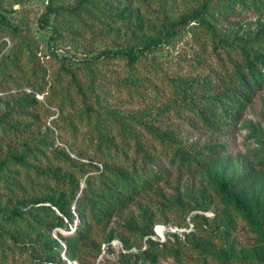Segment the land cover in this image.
I'll return each mask as SVG.
<instances>
[{
  "label": "rangeland",
  "instance_id": "374dc122",
  "mask_svg": "<svg viewBox=\"0 0 264 264\" xmlns=\"http://www.w3.org/2000/svg\"><path fill=\"white\" fill-rule=\"evenodd\" d=\"M202 5L214 38L190 20L163 39ZM48 7L57 10L45 25ZM261 24L250 0H0V264H264V82L220 134L171 91L175 81L207 77L211 96L244 93L216 81L226 71L213 46L224 55ZM158 39L133 64L106 54ZM146 127L219 154L183 175L151 158L130 196L114 195L109 173L121 163L111 151L130 147L128 134L151 143ZM20 154L26 168L14 160ZM222 179L244 211L221 194ZM99 183L113 193L95 194L87 212Z\"/></svg>",
  "mask_w": 264,
  "mask_h": 264
},
{
  "label": "trees",
  "instance_id": "16d2710c",
  "mask_svg": "<svg viewBox=\"0 0 264 264\" xmlns=\"http://www.w3.org/2000/svg\"><path fill=\"white\" fill-rule=\"evenodd\" d=\"M208 7L202 5L193 13L186 17H182L175 23H171L164 31L163 39H171L177 36L179 31L187 25L190 20H199L196 26L208 37H215L214 31L210 28L209 23L205 24L204 19L208 17ZM57 9L47 8L46 13L41 18V21L46 25L51 12ZM250 11L255 16H264V0H250ZM206 30V31H203ZM161 39L152 40L146 47L142 49H128L125 51H108L106 54L111 56L125 57L129 64H133L138 60V57L144 54V50L153 49L160 46ZM219 43L224 46L222 41ZM226 49L230 48L224 55L222 54V47L214 44V51H219V56L224 60L225 74L221 78H216V81L221 85L231 84L237 86L244 93H239L236 97L235 93H228L227 91L221 92L215 96H211L214 85L209 79L191 80L188 79L178 80L174 82L172 88L175 104L187 112H190L192 117L206 131L216 134L222 133L224 127L227 126V121H234L239 118L240 112L246 103V94L251 92L253 86H257L264 82V24L256 28L254 36L242 42H235L231 46H224ZM229 75H228V74ZM208 76L209 75H205ZM7 116V114H4ZM28 115L25 114V118ZM4 119V118H3ZM226 121L220 123V121ZM14 132L15 129L12 128ZM144 131L147 133L151 143H142L137 140L134 135L128 134L131 146L118 153L115 148L111 151V155L118 157V162L121 163L119 167L112 169V174L109 173V180L112 182V187L117 188L118 194L124 193L130 196L131 189L137 186L140 181L141 175L148 169V164L151 158H163L170 170L176 174H197L201 168V163L206 154L215 156L219 154V146H203L200 148L187 147L179 141L178 137L169 130H160L155 127H146ZM29 157H27L28 160ZM20 164V167H25L24 160L25 154H20L14 158ZM118 163V164H119ZM155 173L166 176L165 171H155ZM101 180V179H100ZM109 182V181H108ZM141 183V182H140ZM233 182L228 179H222L219 184L221 194L230 202H232L238 210L244 211L245 206L238 196H236L232 189ZM135 189V188H134ZM113 193L110 187L101 185L100 183L95 186V190L88 193L89 197L85 201L84 210L92 212L93 202L91 199L95 194H108ZM107 197L110 201L121 204L124 203V196L120 201L114 196ZM43 207V206H41ZM124 207V205H122ZM121 207V208H122ZM49 209V208H47ZM60 210H62L60 208ZM107 208H102L99 211L101 216H106ZM15 218L19 216L17 211L12 213ZM70 216V215H68ZM71 219V217H70ZM81 239L85 235L80 234ZM5 255L1 253V258L4 259ZM264 262V258L261 259Z\"/></svg>",
  "mask_w": 264,
  "mask_h": 264
}]
</instances>
